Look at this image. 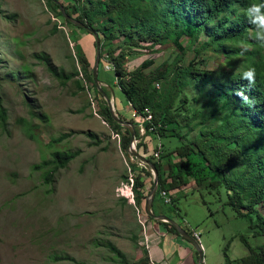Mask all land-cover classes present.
<instances>
[{"label":"rangeland","instance_id":"374dc122","mask_svg":"<svg viewBox=\"0 0 264 264\" xmlns=\"http://www.w3.org/2000/svg\"><path fill=\"white\" fill-rule=\"evenodd\" d=\"M59 1L76 4L74 0ZM1 8L14 16L5 19L0 14V96L8 114V131L0 128V264H123L105 242L121 249L130 264H139L144 248L142 226L135 205L117 190L132 169L129 162L136 159L131 160L120 147L116 131L101 112L103 96L95 91L75 58L84 40L94 38L93 33L67 26L46 0H1ZM201 39L208 37L201 34ZM120 42L115 37L111 45ZM92 48L96 47L92 44ZM123 48L127 70L145 59L153 60L152 67H156L170 62L178 52L170 43ZM194 53L192 46L184 61ZM43 54L59 76L47 68ZM201 58L206 60L203 68L212 70L236 71L243 62L240 55L228 58L212 47L196 56ZM104 62L98 66L100 84L113 99L118 116L130 120V106L115 85L110 64ZM74 71L77 74L73 75ZM63 75L70 77L64 79ZM89 94L96 101L98 115ZM86 130L96 134L98 144L84 134ZM68 131L73 134L67 139L50 142ZM146 136L148 149L153 151L159 140ZM162 141L168 143L167 139ZM170 142L179 143L174 138ZM67 149H80L81 153L58 169L50 182H44L41 171L33 165L48 158L51 151ZM163 163L166 165V157ZM144 178L147 192L151 177ZM226 199L223 187L208 192L196 186L186 188L176 199L185 222L200 233L197 243L202 264H240L248 254L241 236L253 247L264 246V235L254 234L260 227L249 228L248 220L225 204ZM177 220L183 225L182 219ZM149 221L156 224L150 217ZM226 246L230 262L223 253ZM55 254L69 255L70 259L56 260ZM174 254L175 259L183 258L182 249ZM194 257L197 263L196 252Z\"/></svg>","mask_w":264,"mask_h":264},{"label":"trees","instance_id":"16d2710c","mask_svg":"<svg viewBox=\"0 0 264 264\" xmlns=\"http://www.w3.org/2000/svg\"><path fill=\"white\" fill-rule=\"evenodd\" d=\"M46 1L67 26L98 33L99 65L106 64L105 60L111 65L115 85L132 109L141 112L148 108L151 111L152 117L145 123L146 134L159 140L153 148V151H158V156L148 149L143 138L136 148L152 161L158 172V188L152 201L153 212L178 221L177 218L181 219L182 216L172 196L174 191L188 184L204 187L208 192L223 187L227 198L225 204L238 216L246 218L249 228L260 227V230H255V235H264V211H260V207H264V46L255 39V30L245 15V9L250 4H262L264 0H74L76 4L70 6L60 2L66 13L89 29L64 19L59 4L53 0ZM0 14L5 19L14 16L3 12L1 0ZM201 34L208 39L203 41ZM115 37L121 42L113 47L111 42ZM228 42L245 43L248 46L229 45ZM168 43L178 50L170 62L152 67L153 60L145 59L132 70L126 69L127 52L124 45L155 47ZM192 46L195 53L185 62L186 52ZM209 47L228 58L240 55L243 62L236 71L205 69L203 65L206 60L196 59V56ZM78 49L75 58L80 70L95 86L93 62L88 60L81 47ZM42 56L47 68L59 76L48 56ZM249 67L256 69V82L246 89L252 101L246 105L236 92L246 87L247 81L241 79V73ZM63 77L68 79L70 75ZM155 83L160 86L156 87ZM102 88L109 95L105 87ZM95 91L100 93L97 89ZM197 103L199 105H195ZM100 109L114 131L120 133L119 144L126 152L130 142L128 129L112 118L102 98ZM130 121L135 124L133 119ZM150 126L152 129L148 130ZM0 128L3 132L8 131L7 109L1 96ZM72 134V131L61 132L52 137L50 142H61ZM84 134L94 144L99 143L92 131L86 130ZM135 136H140L136 125ZM172 138L179 143H171ZM163 139H167L168 143L163 142ZM80 153V149L54 150L48 158L32 168L41 171L44 182H50L58 169L65 168ZM163 157L167 159L166 165ZM129 164L132 166L135 202L140 205L149 192L144 191V176L151 177V187L153 176L149 168L140 166L137 161H130ZM138 165L139 169H136ZM123 178L128 180V175ZM162 190L170 197L169 204L160 197ZM202 203L206 204L204 200ZM152 220L162 224L168 232L180 236L170 223ZM240 239L248 249V254L240 259V264H264V246L253 247L243 236ZM104 245L119 262L130 264L125 253L115 244L105 242ZM226 251L227 246L223 253L230 262ZM54 258L70 259L69 255L59 254H55ZM148 262V251L143 248L139 264Z\"/></svg>","mask_w":264,"mask_h":264},{"label":"water","instance_id":"95a60500","mask_svg":"<svg viewBox=\"0 0 264 264\" xmlns=\"http://www.w3.org/2000/svg\"><path fill=\"white\" fill-rule=\"evenodd\" d=\"M55 3L59 4L60 7V11L62 14V17L68 21H70L71 23L75 24L76 26L79 27H84L86 29H89L83 22L79 21L78 19L70 16L68 13H66V11L63 8V5L60 3L59 0H53ZM95 38V49H96V53H95V58H94V62L92 65V77H93V82L95 84L96 89L101 93V95L103 96V99L105 100L109 112L112 116V118L120 125L126 127L130 133V142L127 148V153H128V157L132 158V160H134V158L136 159L137 162L142 163L143 165H145V167L148 169H150L152 176H153V184L151 187V190L147 193L145 201H144V205H143V209L144 212L151 217L152 219L155 220H162V221H166L168 223H170L171 225H173L179 235L183 238H185L186 240L190 241L193 245L195 250L197 251L198 254V260L196 264H202V251L199 247V244L197 243L196 239L192 237V235H190L186 229H184V227L182 225H180L176 220L168 217L165 214H155L153 212L152 209V201L154 198V195L157 191L158 188V172L154 166V164L152 163V161H150L146 156L142 155L136 148V137H135V125L132 121L130 120H125L122 119L121 117L118 116V114L115 112V107H114V103H113V99H110L109 96L107 95V93L103 90L100 81L98 79V66H99V59H100V48H99V36L97 32H92ZM135 161V160H134Z\"/></svg>","mask_w":264,"mask_h":264},{"label":"crops","instance_id":"0c3cea01","mask_svg":"<svg viewBox=\"0 0 264 264\" xmlns=\"http://www.w3.org/2000/svg\"><path fill=\"white\" fill-rule=\"evenodd\" d=\"M92 44L95 46V38H87L84 40L83 46H80L90 62L94 60L96 53V49L92 48ZM193 186L194 185L188 184L186 187L179 188V191L173 192L172 196L177 199L178 195L181 194L186 188ZM157 207L161 209L159 205H157ZM181 219L184 220V217L182 216ZM150 229L153 236V241L147 249L149 259H152L157 264L196 263L194 257L195 248L190 241L186 240L185 238H182V241L179 240V236L168 232L162 224L157 222L156 224L151 223ZM176 249H182L183 258L178 256V258L175 259L176 254H174V250Z\"/></svg>","mask_w":264,"mask_h":264},{"label":"built area","instance_id":"2783aa9c","mask_svg":"<svg viewBox=\"0 0 264 264\" xmlns=\"http://www.w3.org/2000/svg\"><path fill=\"white\" fill-rule=\"evenodd\" d=\"M60 20V19H59ZM58 20V22H59ZM105 57H107L105 55ZM111 67V65H109ZM80 75H82L80 73ZM86 85V83H85ZM156 87L158 86V83H155ZM90 96V103L92 104V107H94V112L96 115H98L97 110L95 108V99L93 97V95L89 94ZM130 106V105H129ZM131 109V118L134 120L136 127L139 131V138L137 137L135 140V143L137 144L142 138L145 141V138L147 137L146 135V126L145 123L151 119L152 117V113L148 108H144L141 112H137L135 109ZM152 127L150 126L148 128V130H151ZM115 136H118L117 133H115ZM119 137V136H118ZM159 146V143H158ZM148 147V146H147ZM155 156H158V151H153L152 152ZM132 160V158H130ZM138 164L140 166H144L142 163L138 162ZM118 192L120 195L124 196L125 198L129 199L130 202H132L135 205V209H136V214L138 217V220L142 226V232H143V239H142V245L144 248L148 249V247L150 246L151 242L153 241V236L151 234V232L148 233V229H150L151 226V221H149V217L148 215L144 212L143 208H141L139 205H137L135 203V196L133 193V177H132V172L130 171L129 175H128V180L125 181V183H121V185L118 187ZM160 197L162 198L163 202L166 204H169L171 202L170 197L167 195L165 190H162L160 192ZM183 221V227L187 230V232L189 231L192 235L193 238L196 239V241L199 240L200 237V233L199 231H197L196 229L192 228L187 222H185V220ZM148 264H157L156 262H154L152 259H149ZM218 264H226V263H218Z\"/></svg>","mask_w":264,"mask_h":264},{"label":"clouds","instance_id":"9594fccd","mask_svg":"<svg viewBox=\"0 0 264 264\" xmlns=\"http://www.w3.org/2000/svg\"><path fill=\"white\" fill-rule=\"evenodd\" d=\"M245 15L247 17L248 23L253 26L255 33V39L264 46V3L262 4H250L245 9ZM241 79L247 81L245 88H242L236 92L243 104L250 105L252 101L246 94V89L251 88L256 82V69L254 67H249L241 73Z\"/></svg>","mask_w":264,"mask_h":264}]
</instances>
